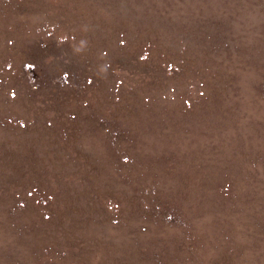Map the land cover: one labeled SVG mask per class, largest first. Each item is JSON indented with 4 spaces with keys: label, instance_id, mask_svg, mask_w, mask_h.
<instances>
[{
    "label": "rangeland",
    "instance_id": "374dc122",
    "mask_svg": "<svg viewBox=\"0 0 264 264\" xmlns=\"http://www.w3.org/2000/svg\"><path fill=\"white\" fill-rule=\"evenodd\" d=\"M0 264H264V0H0Z\"/></svg>",
    "mask_w": 264,
    "mask_h": 264
}]
</instances>
